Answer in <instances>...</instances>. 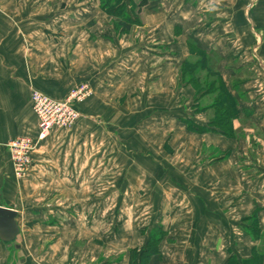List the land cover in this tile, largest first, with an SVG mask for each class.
<instances>
[{
    "label": "crops",
    "instance_id": "1",
    "mask_svg": "<svg viewBox=\"0 0 264 264\" xmlns=\"http://www.w3.org/2000/svg\"><path fill=\"white\" fill-rule=\"evenodd\" d=\"M133 1L140 23L119 34L101 0H0V206L17 210L21 229L13 243L0 239V264H131L156 227L164 236L147 264H225L260 245L239 217L256 215L264 234V0ZM190 42L220 58L239 102L234 137L184 122L209 121L182 77ZM82 82L93 89L82 118L52 130L16 182L8 144L38 134L32 90L63 99ZM210 182L231 185L238 238L210 236L192 258L185 225L206 215ZM126 200L139 225L127 226ZM116 217L125 220L107 239ZM226 232L214 222V234Z\"/></svg>",
    "mask_w": 264,
    "mask_h": 264
},
{
    "label": "trees",
    "instance_id": "2",
    "mask_svg": "<svg viewBox=\"0 0 264 264\" xmlns=\"http://www.w3.org/2000/svg\"><path fill=\"white\" fill-rule=\"evenodd\" d=\"M101 1L107 13L120 18L115 25V29L119 34L130 32L135 25L140 23L134 11L136 5L133 0H129L131 8L127 6L129 4L126 0H123L119 4H116L114 0ZM145 1L146 0H141V4ZM190 50L192 55H196L200 58L195 62L186 61L182 65V77L184 81L192 85L196 91L194 106L199 105L202 98L211 96V103L202 107V111H211V114L207 125H200L196 122L187 120L184 122L187 124L188 129L194 132L204 133L207 131H219L226 137H234L236 135L234 120L239 117V102L237 97L225 83L221 73L218 70L216 71L213 67V60L219 61V59L215 54L207 53L200 49L194 42H190ZM203 71H208V77L214 76L210 79V82L205 81V84L200 85L201 80L199 74ZM195 108L197 111H200V107ZM250 219L253 223L252 234L256 239H260L259 237L263 233L259 228L257 216L254 215ZM163 236L164 233L161 231V228L156 227L152 231L150 239L143 249H133L131 251V264H147L149 259L159 252ZM225 264H264V250L260 247H255L252 256L242 260L232 255Z\"/></svg>",
    "mask_w": 264,
    "mask_h": 264
},
{
    "label": "rangeland",
    "instance_id": "3",
    "mask_svg": "<svg viewBox=\"0 0 264 264\" xmlns=\"http://www.w3.org/2000/svg\"><path fill=\"white\" fill-rule=\"evenodd\" d=\"M122 1L123 0H114V2H116V4H119ZM136 9L137 8L135 7V9H134L135 12H136ZM150 30H152V28L149 29V27H147L148 33L150 32ZM154 34H155V32H154ZM163 38H164V36H163ZM154 42H163L162 37L160 36V33L154 35ZM193 57H192V60H190V62H195L200 58V57L198 58L196 55H193ZM216 57L218 59H220L218 55ZM218 63L219 62L217 60H213V67L216 71L218 70L217 69ZM199 76H200V80H201L200 85H203V84H205V81L210 82V79L214 75L208 77V71H203L199 74ZM211 100H212L211 96H206V98L203 99L201 101V103L199 105H196L195 107H198V108L200 107L199 110L202 111V107L210 104ZM203 112H205V111H203ZM207 113L210 116L211 111H207ZM209 116H208V118H210ZM246 123H247V121H244L242 124L246 125ZM165 141H167L166 137L164 139L160 140V144H162ZM179 146H181V143ZM176 150H177V152H175L176 153L175 157L178 158V155H180L181 151L180 150L178 151V148ZM10 156H11V154H10ZM209 156H210V152L206 151L205 154L202 156V159H206L209 161ZM13 170H14V166H13ZM29 171H28V173H29ZM28 173L26 176L18 178L15 174V171H14V176L17 179L16 182H22L24 179L27 178ZM220 188L222 189L221 190L222 192L218 191ZM206 190H207V194H208V200L210 199V201H205V203H206L205 204V206H206L205 210H207L206 215L199 217V219L193 217V218H195L194 222H196L194 227L192 225V221H193L192 218H190L188 220L189 225H187V224L185 225V227L188 230L187 232L191 231L189 239H190V244L192 245L191 246V248H192L191 249V255H190V257H192V258H194V257L198 258L199 256H202L203 253L207 252L205 246L208 245L207 241H208L210 236H213V237L217 236L214 239L216 241L220 240L221 242L222 241L225 242L227 240V238L229 241H231L233 238L236 239L235 237L237 236L235 233V226L236 225L234 223L235 221H237V218L231 214V210H233L232 209L233 206L231 204V199L228 197L231 195V185L225 184L224 182L223 183L222 182L221 183L220 182H214V183L210 182V184ZM210 193H212V194H210ZM218 193L222 194V197H220V199H218V197H217ZM111 199L112 198L103 199V201H102L103 208L106 206L112 207L114 203L115 204L117 203L116 199L114 201H112ZM0 202L2 204L7 203V202H4L2 199H0ZM214 202H218L219 204L217 203L216 205H214ZM130 205L131 204H130L129 200L124 201L122 204V209L126 210L130 214L129 217H126L128 220V222H127L128 227H130L132 222H134V221H135V223H137L139 225V222H142L144 220V217L141 218L140 216L139 217L138 216L137 217L131 216V212L133 211V209H131ZM145 211L147 212V210H145ZM142 212H144V210H142ZM213 212H215V213H213ZM119 218L120 217H116L115 220L112 222V226H111V228H109V230H108L109 232L106 234L107 236L105 235V238L111 239V238H109L110 234H114L117 232L118 224H121L120 220H123V221L125 220L124 218H120V220H119ZM239 219H243V221L245 223H247L248 225L252 226V224H253L251 219H249L247 221V217L246 218L245 217L244 218L239 217ZM216 221L217 222L222 221L223 227L227 231L225 234L224 233H223V235L214 234V222H216ZM115 228H116V230H115ZM218 236H220V237H218ZM237 238H238V236H237ZM259 238H260L259 239L260 245L258 247H260L261 249L264 250V234H262ZM193 239H196V240L193 241ZM17 240H18V237H17L16 241ZM179 243L182 244V241H180ZM99 245H101V244H99ZM193 252H195V253H193Z\"/></svg>",
    "mask_w": 264,
    "mask_h": 264
},
{
    "label": "built area",
    "instance_id": "4",
    "mask_svg": "<svg viewBox=\"0 0 264 264\" xmlns=\"http://www.w3.org/2000/svg\"><path fill=\"white\" fill-rule=\"evenodd\" d=\"M93 89L87 82L73 87L63 99L33 89L31 102L38 118V134L36 137L22 135L8 144L15 174L18 178L26 176L33 167L34 154L39 144L54 129L72 128L82 118L80 105L90 98Z\"/></svg>",
    "mask_w": 264,
    "mask_h": 264
},
{
    "label": "water",
    "instance_id": "5",
    "mask_svg": "<svg viewBox=\"0 0 264 264\" xmlns=\"http://www.w3.org/2000/svg\"><path fill=\"white\" fill-rule=\"evenodd\" d=\"M17 217V210L0 206V239L6 244L15 242L20 235Z\"/></svg>",
    "mask_w": 264,
    "mask_h": 264
}]
</instances>
